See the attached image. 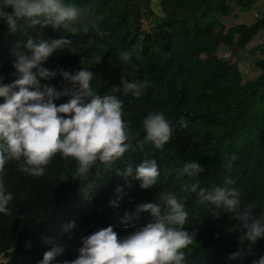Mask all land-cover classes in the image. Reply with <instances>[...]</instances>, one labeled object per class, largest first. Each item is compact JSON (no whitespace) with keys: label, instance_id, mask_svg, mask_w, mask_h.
I'll return each mask as SVG.
<instances>
[{"label":"trees","instance_id":"1","mask_svg":"<svg viewBox=\"0 0 264 264\" xmlns=\"http://www.w3.org/2000/svg\"><path fill=\"white\" fill-rule=\"evenodd\" d=\"M65 2L86 10L87 17L78 18L69 28L38 25L15 33L0 20L3 82L16 78L12 75V50L28 36L36 41L71 39L81 55L67 50L54 53L41 66L56 75L41 80V84L56 90L70 88L60 73L75 74L82 67L93 74L91 84L100 96L109 94L113 87L122 88V77L129 82L146 80L150 86L142 97L121 95L125 119L132 121L133 131L141 132L140 138L144 136L141 122L148 112H164L176 129L161 149L150 143L138 147L133 141L121 158L92 168L87 179L67 176L74 174L76 162L62 159L59 153L45 175L38 178L19 173L15 162L6 164L4 180L14 196V214H0V264H41L44 252L53 246L45 242L48 239L67 246L63 255L50 262L63 264L78 256L82 237L109 225L118 238H125L152 219L150 211H138L139 205L159 203L162 192L187 195L183 188L190 179L179 170L190 161L202 167L198 178L209 188L222 185L225 165L231 162L230 175L241 193V209L251 203L258 215L264 212V49L248 69L240 55L254 40L251 30H264V12L260 16L255 13L251 25L223 26V19L235 12H253L259 0ZM140 4L149 9L144 15ZM95 17H102L98 23L106 36L91 29L83 31L85 21ZM90 38L96 41L91 46ZM122 52L131 53V61L121 67L118 58ZM225 52L231 58L219 56ZM68 98L61 97L55 103H65ZM144 160L157 161L161 172L157 184L141 189L138 180L129 178L130 186H126L118 172L129 164L135 169ZM117 186L123 193L118 206L113 207L109 201L116 198ZM196 201L195 194L184 201L189 212L184 228L195 233L194 243L185 250L186 264H252L264 255L261 238L253 246L255 255L229 260L241 247L239 233L230 230L236 222L223 212L215 217L210 207L204 209ZM70 223L75 226L65 231Z\"/></svg>","mask_w":264,"mask_h":264},{"label":"clouds","instance_id":"2","mask_svg":"<svg viewBox=\"0 0 264 264\" xmlns=\"http://www.w3.org/2000/svg\"><path fill=\"white\" fill-rule=\"evenodd\" d=\"M82 17H87V11L65 0H0V20L6 22L12 33L26 32L38 25L69 28ZM101 19L86 20L83 31L88 33L91 29L101 37L106 36L98 23ZM70 31L75 33L76 29L70 28ZM95 43L94 39L88 40L89 46ZM61 50L81 55L71 39L36 41L28 36L12 50L15 57L12 75L16 78L4 83L0 76V98H3L0 103V214L4 216L14 214L11 206L14 196L4 180L6 164L15 162L19 173L38 178L45 175L47 166L59 153L62 159L71 158L69 162H76L74 174L67 176L87 179L92 168L108 166L121 158L133 141L138 147L150 143L161 149L172 139L176 129L164 112H148L141 122L144 136L140 138L141 132L133 131L132 121L125 119L121 95L131 94L138 99L150 86L149 81L129 82L122 77V88L113 87L109 94L100 96L91 84L93 74L82 67L75 74L60 73L70 88L56 90L41 84V80L56 75L41 65ZM118 59L122 67L130 63L131 53L122 52ZM80 63H84L82 56ZM65 96L69 97L67 102L55 103ZM178 123L185 126L183 121ZM231 167V162L225 165L222 185L209 188L199 181L202 167L194 161L184 163L179 171L190 179L183 188L187 195L178 197L171 191L160 193L159 203L138 206V211H150V222L123 239L118 238L112 225L82 237L78 256L63 264H186L185 250L195 238V233L190 234L184 228L189 217L184 201L191 194L196 195L197 204L204 205V209L210 207L215 217L223 212L236 222L230 230L239 233L241 247L229 255V260L255 255L253 246L264 238V212L258 215L251 203L241 209V193L230 175ZM118 175L123 177L126 186H130L131 178L140 182L141 189H149L157 184L161 172L156 160H144L135 169L129 164ZM115 193L116 198L109 201L113 207L118 206L122 188L117 186ZM124 219H128L127 213ZM74 226L70 223L65 231ZM45 242L53 246L44 252L41 264H50L63 255L67 246L50 239ZM252 264H264V255Z\"/></svg>","mask_w":264,"mask_h":264},{"label":"rangeland","instance_id":"3","mask_svg":"<svg viewBox=\"0 0 264 264\" xmlns=\"http://www.w3.org/2000/svg\"><path fill=\"white\" fill-rule=\"evenodd\" d=\"M260 5L250 13H238L235 12L232 16L223 19V26L225 29L238 25V24H246L251 25L256 18V14H260L264 12V0H259ZM140 12L141 14H145L149 11V9L144 5L140 4ZM256 13V14H255ZM252 35L254 36L253 42L248 45L247 50H243L240 52V55L243 57L242 64L245 69L253 63V61L261 56V51L264 49V30H251ZM219 56H222L224 59L231 58L229 52L221 53ZM264 68V63L261 65ZM1 261V258H0Z\"/></svg>","mask_w":264,"mask_h":264}]
</instances>
